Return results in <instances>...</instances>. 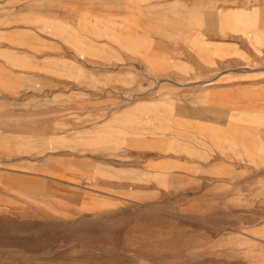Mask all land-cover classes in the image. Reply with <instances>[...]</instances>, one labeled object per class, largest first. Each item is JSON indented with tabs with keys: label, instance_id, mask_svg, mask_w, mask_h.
I'll list each match as a JSON object with an SVG mask.
<instances>
[{
	"label": "rangeland",
	"instance_id": "1",
	"mask_svg": "<svg viewBox=\"0 0 264 264\" xmlns=\"http://www.w3.org/2000/svg\"><path fill=\"white\" fill-rule=\"evenodd\" d=\"M34 1L0 0V264H264V155L250 137L168 140L116 171L124 159L105 135H60L52 120L59 88H107L104 61L82 76L44 61V39L26 30Z\"/></svg>",
	"mask_w": 264,
	"mask_h": 264
},
{
	"label": "crops",
	"instance_id": "2",
	"mask_svg": "<svg viewBox=\"0 0 264 264\" xmlns=\"http://www.w3.org/2000/svg\"><path fill=\"white\" fill-rule=\"evenodd\" d=\"M33 3L36 19L26 30L44 39V61L82 76L102 72L92 63L101 60L108 78L107 88H59L62 113L52 120L65 124L58 134L105 135L124 159L113 161L116 171L126 170L132 152L164 154L166 141L198 136L239 146L249 136L251 149L264 155V0ZM137 88L156 97L132 99ZM67 114L88 124L72 128ZM148 124L155 126L150 134ZM163 125L172 126L171 137Z\"/></svg>",
	"mask_w": 264,
	"mask_h": 264
},
{
	"label": "bare ground",
	"instance_id": "3",
	"mask_svg": "<svg viewBox=\"0 0 264 264\" xmlns=\"http://www.w3.org/2000/svg\"><path fill=\"white\" fill-rule=\"evenodd\" d=\"M235 133H236V132H235ZM235 135H236V134H235ZM241 136H243V135L241 134ZM247 137H248V136H247ZM242 138H243V137H242ZM248 139H250V138H248ZM248 139H247V140H248ZM253 140H254V139H253ZM256 145H257V144H256Z\"/></svg>",
	"mask_w": 264,
	"mask_h": 264
}]
</instances>
